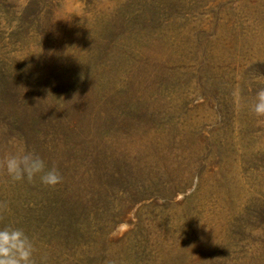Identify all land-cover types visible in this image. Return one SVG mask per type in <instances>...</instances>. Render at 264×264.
<instances>
[{"label":"rangeland","instance_id":"obj_1","mask_svg":"<svg viewBox=\"0 0 264 264\" xmlns=\"http://www.w3.org/2000/svg\"><path fill=\"white\" fill-rule=\"evenodd\" d=\"M262 87L264 0H0V158L63 177L0 170V224L33 209L35 264H264Z\"/></svg>","mask_w":264,"mask_h":264},{"label":"clouds","instance_id":"obj_2","mask_svg":"<svg viewBox=\"0 0 264 264\" xmlns=\"http://www.w3.org/2000/svg\"><path fill=\"white\" fill-rule=\"evenodd\" d=\"M250 110L256 116H264V87L256 92ZM0 170L13 182L38 179L44 186L55 187L63 181L55 166L49 167L41 155L26 146H14V150L6 152L0 158ZM6 208V202H0V210ZM34 251V244L23 229L0 228V264H35Z\"/></svg>","mask_w":264,"mask_h":264},{"label":"trees","instance_id":"obj_3","mask_svg":"<svg viewBox=\"0 0 264 264\" xmlns=\"http://www.w3.org/2000/svg\"><path fill=\"white\" fill-rule=\"evenodd\" d=\"M33 182H29V183H33ZM0 228H3L1 224H0ZM16 228L23 229L31 240L34 238V235L36 234V229L38 228V221L35 219L33 209L24 212V214L21 216L20 221L18 222V224H16ZM58 234H59V238L61 239V242H59L60 246L64 245L67 242L66 241L67 237L69 239L71 237L69 233L66 230L61 229V227H59ZM87 255H92V254L89 251H87Z\"/></svg>","mask_w":264,"mask_h":264}]
</instances>
